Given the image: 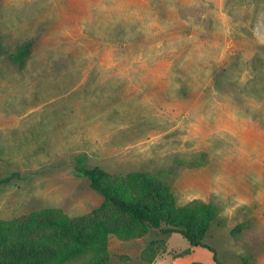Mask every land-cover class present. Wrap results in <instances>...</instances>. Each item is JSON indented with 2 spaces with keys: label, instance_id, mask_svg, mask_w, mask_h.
Masks as SVG:
<instances>
[{
  "label": "rangeland",
  "instance_id": "rangeland-1",
  "mask_svg": "<svg viewBox=\"0 0 264 264\" xmlns=\"http://www.w3.org/2000/svg\"><path fill=\"white\" fill-rule=\"evenodd\" d=\"M95 167L215 206L218 263L264 264V0H0V221L91 213L103 198L77 168ZM189 249L156 230L108 240L111 264ZM198 261L216 264L177 260Z\"/></svg>",
  "mask_w": 264,
  "mask_h": 264
},
{
  "label": "trees",
  "instance_id": "trees-1",
  "mask_svg": "<svg viewBox=\"0 0 264 264\" xmlns=\"http://www.w3.org/2000/svg\"><path fill=\"white\" fill-rule=\"evenodd\" d=\"M31 43L19 47L11 60L23 63L30 55ZM89 181V187L103 198L91 213L67 217L55 209H43L27 216L0 221V264H111L109 236L127 241L140 239L150 230L163 236L181 235L190 248L203 243L218 210L211 204L191 201L177 205L170 187L143 172L113 175L101 168H77ZM7 180H0V184ZM162 239L152 241L142 258L151 262L165 254ZM190 250L167 252L174 259Z\"/></svg>",
  "mask_w": 264,
  "mask_h": 264
},
{
  "label": "crops",
  "instance_id": "crops-1",
  "mask_svg": "<svg viewBox=\"0 0 264 264\" xmlns=\"http://www.w3.org/2000/svg\"><path fill=\"white\" fill-rule=\"evenodd\" d=\"M198 248H200V247H193V248H190L189 250H190V252H189V254L188 255H190V254H194L195 253V251L198 249ZM188 255H186V256H188ZM185 257V256H184ZM183 258V257H182ZM182 258H177V259H174L175 260V262H174V264H178V262H177V260L178 259H182ZM203 264V263H201V262H197V264Z\"/></svg>",
  "mask_w": 264,
  "mask_h": 264
}]
</instances>
